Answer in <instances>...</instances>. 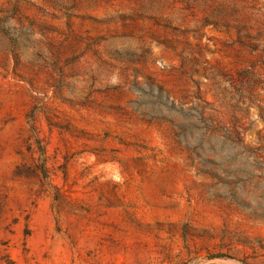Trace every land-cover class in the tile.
I'll return each mask as SVG.
<instances>
[{"label":"rangeland","instance_id":"374dc122","mask_svg":"<svg viewBox=\"0 0 264 264\" xmlns=\"http://www.w3.org/2000/svg\"><path fill=\"white\" fill-rule=\"evenodd\" d=\"M0 264H264V0H0Z\"/></svg>","mask_w":264,"mask_h":264}]
</instances>
